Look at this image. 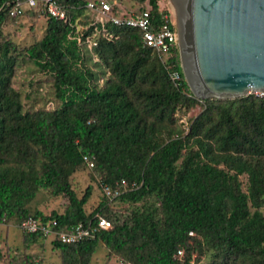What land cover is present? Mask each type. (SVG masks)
<instances>
[{"label":"trees","instance_id":"trees-1","mask_svg":"<svg viewBox=\"0 0 264 264\" xmlns=\"http://www.w3.org/2000/svg\"><path fill=\"white\" fill-rule=\"evenodd\" d=\"M24 1L0 0V225L32 218L64 232L95 214L111 223L77 244L51 241L61 264H89L98 244L120 264H173L179 250L193 264H264V97L197 100L176 51L160 57L143 47L137 30L117 27L109 29L113 39L98 36L89 50L69 37L66 23L36 10L11 17ZM54 1L71 22L86 18L90 0ZM128 1L147 6L155 24L165 14L160 0ZM25 14L44 16L45 33L19 48L1 29ZM23 65L35 75L25 86L38 87L41 74L47 98L13 86ZM172 72L180 82L170 80ZM196 106L184 130L176 113ZM83 157L99 187L137 184L112 200L123 206V218L109 212L104 197L86 214L92 188L77 197L70 185L87 169ZM57 197L67 200L61 214L37 209ZM38 241L45 239L23 233L24 245ZM8 264L40 262L20 255Z\"/></svg>","mask_w":264,"mask_h":264},{"label":"water","instance_id":"water-1","mask_svg":"<svg viewBox=\"0 0 264 264\" xmlns=\"http://www.w3.org/2000/svg\"><path fill=\"white\" fill-rule=\"evenodd\" d=\"M183 79L197 100L264 97V0H167Z\"/></svg>","mask_w":264,"mask_h":264},{"label":"built area","instance_id":"built-area-1","mask_svg":"<svg viewBox=\"0 0 264 264\" xmlns=\"http://www.w3.org/2000/svg\"><path fill=\"white\" fill-rule=\"evenodd\" d=\"M33 9L47 15L49 18L66 23L70 28L69 37L78 46L91 49L96 46V38L99 36L107 41L113 39L109 32L111 27L135 29L140 33L143 47L155 52L160 57H167L172 51L178 54L175 25L165 13L158 24L150 17L149 9L130 3L128 0H90L85 6L86 18L78 17L70 21L66 11L54 0H26L15 4L10 11V16L15 17L23 9ZM90 31V34L86 35ZM183 77V76H182ZM169 78L173 83H178L181 76L172 72ZM87 169L93 167L86 157L82 158ZM137 184L121 180L115 183L113 188L102 185L101 193L108 201H112L121 194L135 190ZM54 222L42 223L38 219L28 218L20 223L18 229L28 235H40L45 240L55 241L60 244H77L85 239H92L101 231L111 229V223L99 214H95L87 225L78 223L70 231L56 232L53 230ZM191 235V233L189 234ZM173 264H193L185 261L183 251L179 250L174 255Z\"/></svg>","mask_w":264,"mask_h":264},{"label":"rangeland","instance_id":"rangeland-1","mask_svg":"<svg viewBox=\"0 0 264 264\" xmlns=\"http://www.w3.org/2000/svg\"><path fill=\"white\" fill-rule=\"evenodd\" d=\"M158 8L164 11L174 22L171 5L167 0H160L158 2ZM45 22L44 16L32 17L30 14H25L18 19H15L12 23L4 26L1 29L2 35L15 46L22 48L32 45L39 41L45 33ZM94 60H96L93 57ZM28 69L27 65H23L22 68L16 70L15 78L17 80L13 84L15 88L24 89L29 92L33 97H44L47 98L49 95L48 83L45 82L43 76L38 74V79L41 84L38 87L34 85L32 88L25 86L26 82L31 79H35V75L29 72H24ZM22 83L23 86H20ZM25 83V84H24ZM50 107V103H46V108ZM200 111V107L196 106L188 111L181 110L176 113L178 123L186 129L189 120L195 117ZM241 183H245V178H240ZM98 178L93 175L90 169L84 167L80 168L70 178V185L77 197L83 194L86 187L92 188L90 198L84 210L86 214L92 213L97 206L103 201V195L98 185ZM108 209L109 212L123 218L126 214L121 204L113 201H109ZM67 204V200L64 197L49 198L43 201L37 207V209L44 215L49 216L51 212H57L61 214ZM261 213L264 216V209H261ZM23 233L15 225H0V252L2 259L0 264H8L11 258L17 259L20 255L32 256L40 262V264H61V256L58 250H55L49 240L38 241L24 245L22 242ZM89 264H120L117 259L110 257L107 250L103 245L98 244L92 255ZM199 264H207L206 259H202Z\"/></svg>","mask_w":264,"mask_h":264}]
</instances>
